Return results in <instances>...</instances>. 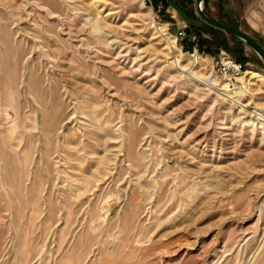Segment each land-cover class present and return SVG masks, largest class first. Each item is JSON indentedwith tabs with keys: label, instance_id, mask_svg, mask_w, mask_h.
Instances as JSON below:
<instances>
[{
	"label": "rangeland",
	"instance_id": "obj_1",
	"mask_svg": "<svg viewBox=\"0 0 264 264\" xmlns=\"http://www.w3.org/2000/svg\"><path fill=\"white\" fill-rule=\"evenodd\" d=\"M195 1L0 0V264H264V67ZM212 1L264 49V0Z\"/></svg>",
	"mask_w": 264,
	"mask_h": 264
},
{
	"label": "built area",
	"instance_id": "obj_2",
	"mask_svg": "<svg viewBox=\"0 0 264 264\" xmlns=\"http://www.w3.org/2000/svg\"><path fill=\"white\" fill-rule=\"evenodd\" d=\"M185 27V25H181V27L177 28L175 32L176 40H181L187 37ZM190 38L193 42L196 40L195 35H192ZM180 49H183V47L181 46ZM189 55L193 58L194 62L204 61V57L206 56L203 51L198 49L196 42L191 48V53ZM211 61L210 76L213 78H222L225 82L226 88L231 92L245 88V83L242 80H239L242 73L245 72V65L241 64L235 58L227 55L223 51H220L215 57L211 56Z\"/></svg>",
	"mask_w": 264,
	"mask_h": 264
},
{
	"label": "water",
	"instance_id": "obj_3",
	"mask_svg": "<svg viewBox=\"0 0 264 264\" xmlns=\"http://www.w3.org/2000/svg\"><path fill=\"white\" fill-rule=\"evenodd\" d=\"M209 1L210 0H196L195 1V7H196L198 18H192L185 11L180 9L178 6H175V7L180 17L183 19V21L186 24L192 25L194 27H202L204 25L211 26L215 29H218V30H221L227 33L231 37L245 44L249 49H251L258 56L259 60L261 61L264 67V49L259 44H257L251 37H249L247 34L242 32L241 30L231 27L229 25L223 24L213 18L208 17L205 13V9Z\"/></svg>",
	"mask_w": 264,
	"mask_h": 264
},
{
	"label": "trees",
	"instance_id": "obj_4",
	"mask_svg": "<svg viewBox=\"0 0 264 264\" xmlns=\"http://www.w3.org/2000/svg\"><path fill=\"white\" fill-rule=\"evenodd\" d=\"M208 28H210V29H204V30H206V31H210L211 29H213V30H217V29H215V28H213V27H211V26H208ZM198 29H203V28H198ZM233 39H235V38H233ZM236 40V39H235ZM218 46H217V45ZM221 45V44H220ZM199 47H200V49H202V50H207V52L209 51V50H211L212 49V47H215V48H218L219 47V38L217 37V36H214V39H212V40H200L199 41ZM186 51H188V47H186ZM240 59V58H239ZM259 63H261V62H259ZM261 66L263 67V65H262V63H261Z\"/></svg>",
	"mask_w": 264,
	"mask_h": 264
},
{
	"label": "crops",
	"instance_id": "obj_5",
	"mask_svg": "<svg viewBox=\"0 0 264 264\" xmlns=\"http://www.w3.org/2000/svg\"><path fill=\"white\" fill-rule=\"evenodd\" d=\"M215 2H217V5L219 4V3H221V5H222V7H221V14L222 15H226L227 17H230L231 15H230V10L232 9L231 7V2H230V0H214V1H212V3H215ZM220 5V4H219ZM220 8V7H219ZM230 22H232V21H230ZM247 22V21H246ZM246 24H248V26H250L253 30H255L248 22L246 23ZM261 28V30L262 31H260L261 32V34H262V36L264 35V26L262 25V27H260ZM260 30V29H259ZM262 36H259L260 37V39H264V37H262ZM189 49H190V47H189Z\"/></svg>",
	"mask_w": 264,
	"mask_h": 264
},
{
	"label": "bare ground",
	"instance_id": "obj_6",
	"mask_svg": "<svg viewBox=\"0 0 264 264\" xmlns=\"http://www.w3.org/2000/svg\"><path fill=\"white\" fill-rule=\"evenodd\" d=\"M158 28V27H157ZM170 43V42H169ZM171 45V44H170ZM245 72H246V69H245ZM245 72H243L242 73V75H241V77H240V79L239 80H244L245 78H247L248 77V79L250 80V79H253L254 77H257L258 76V74L257 73H253V72H248L247 74H245ZM245 74V75H244ZM244 75V76H243ZM218 78H220V77H218ZM223 82H224V80L222 79V78H220ZM244 82V81H243ZM224 86H225V88H226V85H225V82H224ZM227 89V88H226ZM245 89V88H244ZM244 89H242V90H244ZM228 90V89H227ZM229 92H231L230 90H228ZM238 91H240V90H238Z\"/></svg>",
	"mask_w": 264,
	"mask_h": 264
}]
</instances>
